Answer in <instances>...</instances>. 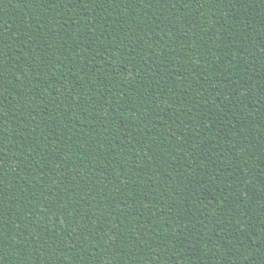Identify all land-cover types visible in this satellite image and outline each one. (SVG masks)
I'll return each mask as SVG.
<instances>
[{"label": "trees", "instance_id": "16d2710c", "mask_svg": "<svg viewBox=\"0 0 264 264\" xmlns=\"http://www.w3.org/2000/svg\"><path fill=\"white\" fill-rule=\"evenodd\" d=\"M0 264H264V0H0Z\"/></svg>", "mask_w": 264, "mask_h": 264}]
</instances>
